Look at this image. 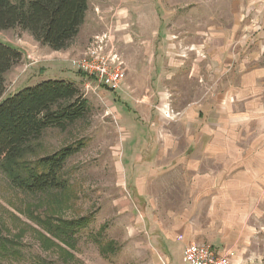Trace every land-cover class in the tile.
I'll list each match as a JSON object with an SVG mask.
<instances>
[{
	"label": "rangeland",
	"instance_id": "rangeland-1",
	"mask_svg": "<svg viewBox=\"0 0 264 264\" xmlns=\"http://www.w3.org/2000/svg\"><path fill=\"white\" fill-rule=\"evenodd\" d=\"M234 1L89 0L78 35L60 50L20 27L0 30L1 40L22 51L5 75L4 96L46 78H64L80 88L89 108L65 128H47L15 161L31 165L81 144L62 168L65 188L23 190L0 165V264H189L180 247L197 207L195 191L194 217L203 225L212 217L220 223L219 214L207 212L219 188L210 192L207 186L222 179L225 169L223 129L212 107L237 73V62L225 59V28L231 29ZM96 40L122 61L126 74L117 90L98 85L77 64ZM197 101H207L202 110L210 122L207 137L196 136L197 125L193 138H183L182 149L172 153L179 157H165L162 141L156 142L163 134L159 122L169 131L170 122H180ZM163 103L170 105L168 121L160 117ZM238 110L248 113L245 117L252 112ZM248 122L231 129L240 135V147L232 150L257 168L264 160V107ZM209 144L214 152L206 158ZM249 168L235 170L251 187L243 192L239 218L225 226V236L215 230L217 235L192 240L223 246L224 238L225 247L238 255L236 264H264V172L257 168L250 175ZM83 217L86 225L72 236L46 221L66 225Z\"/></svg>",
	"mask_w": 264,
	"mask_h": 264
},
{
	"label": "trees",
	"instance_id": "trees-1",
	"mask_svg": "<svg viewBox=\"0 0 264 264\" xmlns=\"http://www.w3.org/2000/svg\"><path fill=\"white\" fill-rule=\"evenodd\" d=\"M89 0H0V30L20 27L52 49L66 48L78 35L85 21ZM22 51L0 39V165L12 183L26 191L63 189L61 175L66 160L80 150L78 146L62 149L38 158L30 164L15 163L28 143L39 139L49 127L65 128L88 112V100L71 80L46 78L33 85L5 95L6 73L20 61ZM15 163V167L7 166ZM87 217L67 224L51 226L67 236L86 225Z\"/></svg>",
	"mask_w": 264,
	"mask_h": 264
},
{
	"label": "crops",
	"instance_id": "crops-1",
	"mask_svg": "<svg viewBox=\"0 0 264 264\" xmlns=\"http://www.w3.org/2000/svg\"><path fill=\"white\" fill-rule=\"evenodd\" d=\"M232 17L233 22L231 29L225 28V59L237 62V73L233 76L235 77V82L228 86H223L218 96H215L213 90H208V92L212 93L211 97L214 99L215 96L216 98L217 104L215 107H212V110H214V114L212 115H216L221 122L223 129L221 133L222 140L225 142V149L223 150L225 154V169L222 173V179L209 181V185L207 186L210 192L213 191L214 188H219L217 191L219 195L213 198V208H207V212L216 215L219 214L220 223L217 221L215 223L214 217H212L209 223L203 225L201 221H199L198 215L194 217L197 213L199 204V193H196L194 190V201L197 207L190 213L191 216L189 217L188 228H183L185 239L182 241L183 244L180 247L182 248V255H184V249L187 244L190 242H198L195 240L193 241L192 238H204V236L217 235V233L214 232L215 230L219 231V234L224 237L225 226L228 223L232 224L236 222L239 218L241 212V196L245 190L251 187V184L248 180H240L235 170L239 166L244 165L245 167H250L248 170L250 175L253 174V171L256 172L258 170L257 168L260 169L258 170L259 174L264 172V160L260 163V167L257 165V168H255L256 165H254L253 160H249L247 164L246 159H243L239 153H236V150H232L235 147H237V149L240 147L236 143L240 135L231 132L233 126L247 124L246 120L249 119L250 122V119H254V114L257 109L260 111V109L264 107V64L261 63V60L264 59V0H254L253 2L237 0L233 6ZM190 29L193 30L191 31L192 33H195L194 27L191 26ZM191 36L192 35H190V37ZM256 61H258V63ZM204 105L207 106V101H197V103L189 105L188 108H186L187 111L185 109V114L182 116L180 122H170L169 131L163 128V126L160 127L162 123L159 122L157 128H160V131L163 129V136H159L156 142L159 140L162 141V145L160 146L163 147L165 157L166 154H171L173 159H177L179 157L176 156L177 153H172L175 149H182L181 142L183 138L187 141L193 138L195 135L194 133L198 129L197 125L201 126L196 136L198 137L199 133H202L201 139L202 137H207L204 130L206 125H210V122L206 116L203 117L202 110L204 109ZM169 106L168 103H163L162 108H160V117L162 121L169 120V118H167L169 114L165 115V112L170 109ZM239 108H247L249 111L252 110V112L250 111L249 116L245 117L243 115L248 113L239 111ZM257 114L259 117L261 116V113ZM182 120L184 121L185 127H183ZM212 146L213 145L209 144L207 146L208 149H205L206 158L213 155L214 151ZM173 169L174 168H170L169 172ZM189 171L192 172L191 170ZM232 172L234 175L230 177ZM248 204L250 205H247L248 207H253V201ZM220 226L222 230L219 229ZM220 243L223 246L213 243L212 245L221 250V252H224L227 249V247H225L224 238L220 240ZM235 261H238V255H235Z\"/></svg>",
	"mask_w": 264,
	"mask_h": 264
},
{
	"label": "built area",
	"instance_id": "built-area-1",
	"mask_svg": "<svg viewBox=\"0 0 264 264\" xmlns=\"http://www.w3.org/2000/svg\"><path fill=\"white\" fill-rule=\"evenodd\" d=\"M87 54L77 61L80 69L91 76L98 85H104L112 90L119 89L126 74L119 57L112 50H106L99 40L88 49ZM184 258L189 264H236L234 250L227 248L221 252L206 242L187 244Z\"/></svg>",
	"mask_w": 264,
	"mask_h": 264
}]
</instances>
